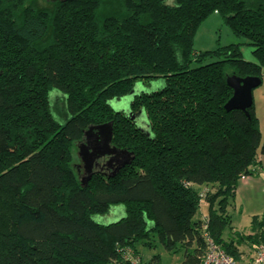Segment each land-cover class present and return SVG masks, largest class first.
I'll list each match as a JSON object with an SVG mask.
<instances>
[{
	"label": "trees",
	"instance_id": "obj_1",
	"mask_svg": "<svg viewBox=\"0 0 264 264\" xmlns=\"http://www.w3.org/2000/svg\"><path fill=\"white\" fill-rule=\"evenodd\" d=\"M214 13L255 60L241 42L195 49ZM231 75L264 80V0H0V264H144L138 246L154 239L200 264L205 231L237 260L227 205L264 140L254 104L225 109ZM157 79L130 101L148 133L110 101ZM109 122L130 162L84 185L73 155ZM205 184L216 190L202 194ZM117 205L124 217L95 220ZM263 219L253 217L259 244Z\"/></svg>",
	"mask_w": 264,
	"mask_h": 264
},
{
	"label": "rangeland",
	"instance_id": "obj_2",
	"mask_svg": "<svg viewBox=\"0 0 264 264\" xmlns=\"http://www.w3.org/2000/svg\"><path fill=\"white\" fill-rule=\"evenodd\" d=\"M245 39L236 37L230 30V28L223 22L219 14H212L209 16L196 31L194 38V47L198 51H208L215 49L219 45H228L231 43L241 42ZM243 58L246 60H255L252 55V46L247 43L241 45ZM163 86L162 79L152 80L149 82H138L131 94L121 98L120 100L114 99L110 101V105L117 111H123L126 116L131 117L137 125L146 130L147 122L144 118L143 111L134 113L130 109V101L132 96L137 94L139 91L151 92L160 89ZM255 90V89H254ZM253 98L257 106L262 110L264 108V83L263 85L256 88L253 92ZM57 109H62V99H58L55 102ZM261 128V127H260ZM261 131V129H260ZM78 151V145H77ZM76 164H80V158L77 152L73 155ZM84 177L86 174L81 173ZM199 192L206 194L212 193L216 190V186L211 184H205L200 187H196ZM264 211V174L259 177H255L248 183L239 182L237 192L234 197L229 199L227 205V213L231 217V222L238 225H252L253 215L255 212ZM208 213V207L201 201L200 209L197 212L196 218L202 219V214ZM264 215V212L261 217ZM125 216V208L123 205L113 206L106 215H97L95 220L99 223L108 224L119 220ZM155 240V241H154ZM152 241L153 247L139 245L138 249L142 252L144 264H177V254L167 253L160 245L157 239ZM132 255V254H131ZM161 257V260L157 261V257Z\"/></svg>",
	"mask_w": 264,
	"mask_h": 264
},
{
	"label": "water",
	"instance_id": "obj_3",
	"mask_svg": "<svg viewBox=\"0 0 264 264\" xmlns=\"http://www.w3.org/2000/svg\"><path fill=\"white\" fill-rule=\"evenodd\" d=\"M49 1H68V0H49ZM227 84L232 88L233 94L231 98L225 104V109L229 112L231 110L240 109L245 111L249 115L248 109L253 105V90L262 84V79L259 77H238L236 75H231L227 78ZM98 131V142L96 148L90 149L86 143L78 145V156L81 159L84 167V173L86 176L82 177V184H87L89 179L95 173L94 171V161L105 155H114L119 151L127 154L123 150H119L111 145L112 142V123H104L100 125L90 126L85 131V137H87L91 132ZM128 155V154H127ZM129 157V156H128ZM133 159V158H131ZM130 162L128 158L126 161L121 163L117 170L123 167L126 163Z\"/></svg>",
	"mask_w": 264,
	"mask_h": 264
},
{
	"label": "crops",
	"instance_id": "obj_4",
	"mask_svg": "<svg viewBox=\"0 0 264 264\" xmlns=\"http://www.w3.org/2000/svg\"><path fill=\"white\" fill-rule=\"evenodd\" d=\"M263 83H264V80H263L261 85H263ZM255 90H256V88H255ZM255 90H253V92ZM253 102H254L253 104L255 106L256 115L259 119V127H261L260 128L261 129V139L264 140V108L261 110L259 108V106H257L254 98H253ZM262 174H264V154L259 155L258 164L255 167L253 174L241 178L239 182H244L246 184L249 181H252L255 177H259ZM236 192H237V189H236L235 193ZM204 204L208 207V205L205 201H204ZM263 212L264 211L255 212L252 214L256 215L258 217V220L261 221L263 219V216L261 217L260 215H262ZM207 216H208V213H206L205 215L202 214L201 218L204 219ZM230 219H231V217H230ZM261 230H264V228H262ZM259 232H260V228H257L253 224L244 226L241 224L238 225L236 223L231 222L230 226L224 232L223 239L227 243H232V246L235 248L236 253L238 255V259H237L238 261L249 262L255 256L257 247L259 245V243L257 242V239L261 238L263 236V235H261V236L257 235ZM255 239H256V241H255ZM169 255H170V253H169ZM176 256H177V262L176 263L179 264L182 261L183 256L181 254H177ZM161 257H162L161 255H160V257H157V261L161 260ZM143 262H144V259L142 257V263Z\"/></svg>",
	"mask_w": 264,
	"mask_h": 264
},
{
	"label": "built area",
	"instance_id": "obj_5",
	"mask_svg": "<svg viewBox=\"0 0 264 264\" xmlns=\"http://www.w3.org/2000/svg\"><path fill=\"white\" fill-rule=\"evenodd\" d=\"M203 221L204 229H206L208 225L207 217H205ZM204 238L207 244V249L200 264H264V243L258 245L255 256L252 260L249 262H241L227 253L225 249L217 244L206 231L204 232Z\"/></svg>",
	"mask_w": 264,
	"mask_h": 264
},
{
	"label": "flooded vegetation",
	"instance_id": "obj_6",
	"mask_svg": "<svg viewBox=\"0 0 264 264\" xmlns=\"http://www.w3.org/2000/svg\"><path fill=\"white\" fill-rule=\"evenodd\" d=\"M98 135H99L98 131L95 130L91 132L87 137H84V139L79 144L86 143L90 149L92 148L94 149L99 144L98 138H97ZM77 154H78V151H77ZM127 158H128V155L120 151L114 155L101 156L94 161L93 169L95 172L114 170L117 168V166L123 163V161H126ZM80 162H81V159H80ZM77 170L79 174L84 172V167H83L82 162L80 164H77Z\"/></svg>",
	"mask_w": 264,
	"mask_h": 264
}]
</instances>
